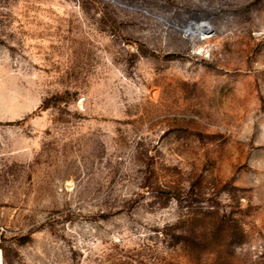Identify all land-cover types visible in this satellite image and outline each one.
Here are the masks:
<instances>
[{
    "label": "rangeland",
    "instance_id": "rangeland-1",
    "mask_svg": "<svg viewBox=\"0 0 264 264\" xmlns=\"http://www.w3.org/2000/svg\"><path fill=\"white\" fill-rule=\"evenodd\" d=\"M0 264H264V0H0Z\"/></svg>",
    "mask_w": 264,
    "mask_h": 264
},
{
    "label": "bare ground",
    "instance_id": "bare-ground-1",
    "mask_svg": "<svg viewBox=\"0 0 264 264\" xmlns=\"http://www.w3.org/2000/svg\"><path fill=\"white\" fill-rule=\"evenodd\" d=\"M192 25V23L189 24V27Z\"/></svg>",
    "mask_w": 264,
    "mask_h": 264
}]
</instances>
